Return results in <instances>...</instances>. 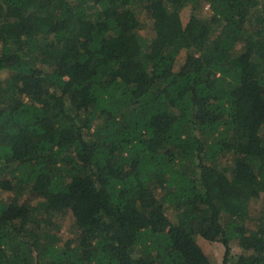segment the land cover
<instances>
[{
  "label": "trees",
  "instance_id": "obj_1",
  "mask_svg": "<svg viewBox=\"0 0 264 264\" xmlns=\"http://www.w3.org/2000/svg\"><path fill=\"white\" fill-rule=\"evenodd\" d=\"M196 236L264 264V0H0V264H217Z\"/></svg>",
  "mask_w": 264,
  "mask_h": 264
},
{
  "label": "rangeland",
  "instance_id": "obj_2",
  "mask_svg": "<svg viewBox=\"0 0 264 264\" xmlns=\"http://www.w3.org/2000/svg\"><path fill=\"white\" fill-rule=\"evenodd\" d=\"M69 1L74 2V0H69ZM261 5L262 4L259 3V6H261ZM139 34L143 35V36H146V37H150V35H151L150 26L148 24L143 25L139 29ZM242 46H243V43H239L236 46L235 51L239 52V50H241ZM183 59H184V53H181L177 57L178 61H177L176 67L179 66V64L182 63ZM175 213H176V209H174V208H169L168 207L167 210H166V214L171 220H175V217H176ZM196 241H197L198 245L201 247V249L203 250V252L206 254V256H208V258L211 261H213V262H215L217 264H221L222 257H223V252H224V247H223L221 242H219L217 240L208 241V240L203 239L201 236H196ZM239 252H240L239 248H237L235 246L232 247V254H237Z\"/></svg>",
  "mask_w": 264,
  "mask_h": 264
}]
</instances>
